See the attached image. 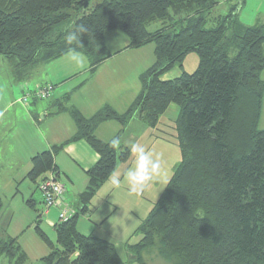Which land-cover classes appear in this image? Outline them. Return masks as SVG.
<instances>
[{
	"label": "trees",
	"instance_id": "1",
	"mask_svg": "<svg viewBox=\"0 0 264 264\" xmlns=\"http://www.w3.org/2000/svg\"><path fill=\"white\" fill-rule=\"evenodd\" d=\"M220 2L0 0V56L20 82L36 66L72 48L87 55L95 70L114 54L106 35L115 30L128 35L126 48L155 45V62L140 75L141 90L125 112L105 105L87 117L68 105L70 94L54 106V114L71 115L77 132L34 156L27 177L38 184L51 172L58 178L54 155L69 142L86 140L100 159L87 172L79 211L55 225L57 245L38 215L35 230L50 246L39 264L123 263L113 242L78 229L98 190L131 156L128 146L103 141L96 130L108 120L125 128L136 115L156 128L172 103L180 109L173 130L182 159L139 228L141 240L131 245L138 262L147 264L143 252L156 247L170 264H264V130L258 128L264 104V25L244 26L236 5L227 14L213 15ZM156 21L169 24L149 30ZM80 25L88 29L82 45H68L66 34ZM191 52L200 61L188 73L183 66ZM176 66L182 74L163 80ZM120 134L114 139L120 141ZM27 204L35 209L33 198ZM0 256L12 264L27 262L17 238L0 241Z\"/></svg>",
	"mask_w": 264,
	"mask_h": 264
},
{
	"label": "rangeland",
	"instance_id": "2",
	"mask_svg": "<svg viewBox=\"0 0 264 264\" xmlns=\"http://www.w3.org/2000/svg\"><path fill=\"white\" fill-rule=\"evenodd\" d=\"M234 5L237 6L236 12L239 22L244 26L264 25V0H245V2L243 0H221L220 4L214 9L213 15L227 14ZM168 24V22L156 21L152 22L148 26V29L152 31ZM129 41L128 35L121 30H115L106 35V43L111 52L124 49L129 44ZM124 51L119 58L115 59V61H119L118 63L121 67L118 70L119 74L115 76L116 85H113L112 89H109L110 102L114 103L120 110L119 113H123L129 108L128 106L131 105V102L141 89L140 75L156 59L155 45L153 43L141 48H130V50ZM231 53V56H233L235 51L232 50ZM70 54L68 53L47 64H42L39 74L31 75L28 78L29 81L33 84L36 80H40L41 82L49 80L46 78V72L50 74V80L54 81L53 76L58 77L61 65H67L70 70H75L78 66L71 61ZM81 54L85 57L84 66L89 64L88 56L83 53ZM0 59L4 61L0 63L1 107L11 96L6 86L8 83L7 77L12 75V68L6 59L1 56ZM199 61V55L196 52L189 53L184 60V70L188 73L194 72L199 65ZM105 67L101 68V74L104 73V78L108 79L106 69L109 71H113L114 69L110 68V65ZM172 71H176V74L180 72L182 74V69L179 66ZM177 75L174 74L176 77ZM86 77L89 78V75H85L83 79ZM170 77L172 79L175 78L172 74ZM262 78L264 79V71L262 72ZM11 84H14V81ZM133 93L135 95H132ZM45 100L44 104L52 101L50 98ZM179 110V106L172 103L161 116L156 128L146 126L137 115L122 129L120 128L122 124L116 120H111L103 126L102 136H106L110 132V137H114L116 132H119V134L121 133L119 145L129 147L131 144L137 143L144 147L146 151H150L153 159H158L161 164L159 175L154 177L144 191L139 195L130 194L126 179V167L129 166L130 169L135 165V156L131 153L129 161L120 162L118 168L113 173L120 177V188H113L108 180L93 198V218L98 223L95 234L115 244L123 261L122 264H140L137 260V253L131 245L141 240L143 234L139 228L155 202L163 193L174 170L182 159L181 150L176 139V132L173 130L174 121L179 114ZM89 112H94V110ZM91 114L93 113H88V116H91ZM258 128L264 130V104ZM119 129L121 130L119 131ZM31 184L30 180H26L22 186L19 184L20 191L17 193V197L9 204L15 192H17L18 185L12 181L8 173L0 171V198H3L5 202L8 201L7 204H9L4 206L2 216L7 219L13 216L8 232L15 236L19 235L20 243L27 253L26 264H39V260L50 252V246L35 230L34 225H30L29 221L27 223L26 217L21 212L23 207L26 206L25 201L29 198L28 185ZM37 197L39 198V195ZM42 228L57 245V235L53 227L44 223ZM4 231L0 227V237L4 234ZM143 257L147 264H170L159 256L156 247L145 250ZM0 264L12 263L8 257L0 256Z\"/></svg>",
	"mask_w": 264,
	"mask_h": 264
},
{
	"label": "crops",
	"instance_id": "3",
	"mask_svg": "<svg viewBox=\"0 0 264 264\" xmlns=\"http://www.w3.org/2000/svg\"><path fill=\"white\" fill-rule=\"evenodd\" d=\"M126 47L112 52L114 54L99 64L95 70H92L90 60L89 64L83 68L78 67L75 70H70L67 65H61L58 77L53 76L54 81L50 80V74L47 72L46 78L49 80L44 82L36 80L33 84L28 78L20 82L13 77V74L7 77L8 83L6 88L10 91L11 94L9 93V95L11 96L0 107V171L8 173L12 181L18 185L17 192L13 195L9 204L17 197V193L20 191L19 184L22 186L26 180L31 181L32 184L28 185L29 198L25 201L26 206L21 211L26 217L27 223L28 221L30 222V225L36 227L38 215H41L39 219L40 226L42 227L46 223L55 230V225L60 221L59 211L61 209H66L72 215L79 211V197L86 190L89 181L87 172L100 159L99 153L86 140L69 142L63 147L57 148L55 152L54 159L59 173L58 178L65 186V193L58 208L46 209L38 182L29 179L27 174L32 168V158L34 156L60 146L77 132L76 123L68 112L54 114V106L66 94L71 95L68 105L78 108L87 117H90L88 113L95 114L105 105H110L120 112L114 103L110 102L109 89H112L113 85H116L115 76L119 74L118 70L121 67L119 66V61H115V59L119 58L125 52L124 50H130V48ZM3 62V59H0V63ZM109 65L114 70L109 71L106 69L108 77L106 79L104 78V73L101 74V70ZM41 66L42 64L33 68L31 75L39 74ZM172 70L165 73L162 79L171 80V74L175 78L174 74H181V72L176 74V71ZM85 75H89V78L83 79ZM12 81H14V84H11ZM47 83L54 85V91L49 97L52 101L44 104L46 100L37 98L32 92L37 87ZM69 84L73 85L70 86ZM27 91L31 92V95L28 97V103H24L21 101V97ZM132 95H135V93ZM91 110H94V112H89ZM109 121L111 120L102 123L96 130L97 136L106 142L113 140L119 134V132H116L114 137H110L109 132L108 135L102 136L103 126ZM120 128L124 127L121 125ZM123 147L127 146L123 145ZM126 169L129 170V166ZM37 195H39V198ZM31 198L35 200V209L27 204V201ZM0 200L2 202V207L0 208V227L5 230L4 234L0 237V241L17 238L20 243L19 235L15 236L8 232L13 216L8 219L2 216L4 206L9 205L7 204L8 201L5 202L3 198H0ZM93 212L91 202L89 211L86 214H82L78 220V229L85 235L95 234L98 227V223L93 218ZM20 245L22 247L21 243Z\"/></svg>",
	"mask_w": 264,
	"mask_h": 264
},
{
	"label": "clouds",
	"instance_id": "4",
	"mask_svg": "<svg viewBox=\"0 0 264 264\" xmlns=\"http://www.w3.org/2000/svg\"><path fill=\"white\" fill-rule=\"evenodd\" d=\"M88 29L84 25L78 26L74 31H70L66 34L65 40L68 45H82L81 36L87 34ZM70 59L78 67H83L85 63V57L77 52L74 48L70 49ZM113 145H119L118 139L111 141ZM129 151L135 156V165L126 172V179L128 185V191L130 194L139 195L148 186L154 177L158 176L161 169V164L158 159H153V155L150 151H146L144 147L137 143H133L129 146ZM109 183L115 189L120 188L121 180L116 174H112L109 177Z\"/></svg>",
	"mask_w": 264,
	"mask_h": 264
},
{
	"label": "built area",
	"instance_id": "5",
	"mask_svg": "<svg viewBox=\"0 0 264 264\" xmlns=\"http://www.w3.org/2000/svg\"><path fill=\"white\" fill-rule=\"evenodd\" d=\"M54 91V85L47 83L41 85L35 89L34 95L39 99L49 98ZM31 95V92L27 91L22 97L21 101L28 103V97ZM39 190L42 193L43 202L47 210L56 209L61 204L65 193L64 184L56 177V175L51 172L39 183ZM72 214H69L66 209H61L59 211V219L61 221H67Z\"/></svg>",
	"mask_w": 264,
	"mask_h": 264
}]
</instances>
